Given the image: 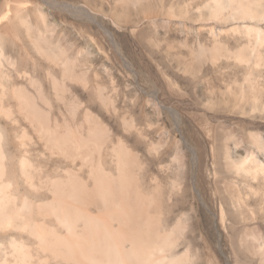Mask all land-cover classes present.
I'll use <instances>...</instances> for the list:
<instances>
[{
  "label": "bare ground",
  "instance_id": "bare-ground-1",
  "mask_svg": "<svg viewBox=\"0 0 264 264\" xmlns=\"http://www.w3.org/2000/svg\"><path fill=\"white\" fill-rule=\"evenodd\" d=\"M226 127H264V0H0V264H264Z\"/></svg>",
  "mask_w": 264,
  "mask_h": 264
},
{
  "label": "rangeland",
  "instance_id": "rangeland-1",
  "mask_svg": "<svg viewBox=\"0 0 264 264\" xmlns=\"http://www.w3.org/2000/svg\"><path fill=\"white\" fill-rule=\"evenodd\" d=\"M187 92V91H186ZM178 97H180V96H178ZM177 97V98H178ZM186 97V98H185ZM176 97H173V98H171V100H172V103H174L176 100ZM178 100H180L179 98H178ZM183 104H184V106H186L187 107V105L188 106H190L191 105V101L188 99V97L187 96H184V98L183 97H181V100H180ZM184 101V102H183ZM189 102V103H188ZM187 103V104H186ZM191 106H194L193 104L191 105ZM216 120V119H215ZM187 123L189 124V125H192V122L189 120V119H187ZM226 128H229V129H232V130H234V131H236L237 133H239V134H247V132L248 131H251V130H258V131H261L262 132V134H263V137H264V127H226Z\"/></svg>",
  "mask_w": 264,
  "mask_h": 264
}]
</instances>
